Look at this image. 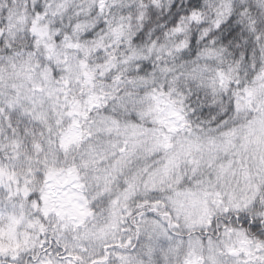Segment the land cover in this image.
<instances>
[{"label":"clouds","instance_id":"1","mask_svg":"<svg viewBox=\"0 0 264 264\" xmlns=\"http://www.w3.org/2000/svg\"><path fill=\"white\" fill-rule=\"evenodd\" d=\"M0 264H264V0H0Z\"/></svg>","mask_w":264,"mask_h":264}]
</instances>
